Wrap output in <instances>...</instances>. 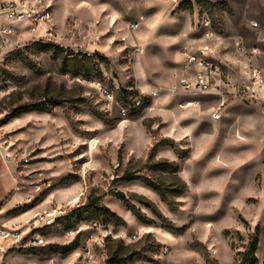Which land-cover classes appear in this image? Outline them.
I'll use <instances>...</instances> for the list:
<instances>
[{"label": "rangeland", "instance_id": "obj_1", "mask_svg": "<svg viewBox=\"0 0 264 264\" xmlns=\"http://www.w3.org/2000/svg\"><path fill=\"white\" fill-rule=\"evenodd\" d=\"M182 1L42 0L64 50L29 36L0 60V142L19 188L32 195L28 207L42 214L23 241L45 240L10 252L48 256L59 246L54 253L79 250L83 264L112 255L132 256L131 264H236L259 224L264 264V114L232 99L215 119L219 98L182 109L172 91L181 48L204 18L228 42L258 48L253 62L264 67V0H191V10ZM86 50L92 56L81 58ZM98 82L117 95L130 86L158 95L123 114L122 100L111 103ZM44 100L45 111L18 112ZM126 172L138 178L120 181ZM149 181L188 190L171 191L170 206ZM103 205L121 219L102 214ZM5 262L13 264L8 255Z\"/></svg>", "mask_w": 264, "mask_h": 264}, {"label": "built area", "instance_id": "obj_2", "mask_svg": "<svg viewBox=\"0 0 264 264\" xmlns=\"http://www.w3.org/2000/svg\"><path fill=\"white\" fill-rule=\"evenodd\" d=\"M52 19V10L42 0H0V60L15 48L14 43L18 44L25 39L24 37L46 38L47 42L59 45ZM139 24V20L129 21L128 28L136 30ZM195 32L200 35L190 37L180 51L183 57V77L172 88L173 92L184 93L178 106L187 109L199 104L198 98L192 95L197 93L219 98L220 104L213 112L215 119L221 117V108L232 99L256 105L264 114V67L253 62V56L258 55L260 50L248 47L240 39H234L232 46L237 58L234 61L226 56L228 47L220 42L223 36L212 28L209 18H204L202 24L194 29ZM99 39L100 36L95 35V42ZM219 44L223 47L218 48ZM134 49L136 54H141L140 46L136 45ZM81 53L92 56L90 50ZM233 64L236 67H233ZM97 87L111 103L118 102L119 98L122 100L120 107L123 114L141 108L145 105L146 98L158 95L156 87L149 92H143L138 86H130L125 89L126 92L119 90L118 95L101 82H98ZM41 217L42 214L36 212L28 223L34 225ZM72 234L73 230L67 231V235ZM26 237H21L19 229L0 226V264H6V257L12 248L25 247L30 243L45 244L44 238L40 235L34 236L25 244L23 240ZM86 258L88 261L93 260L94 255L90 250L87 251Z\"/></svg>", "mask_w": 264, "mask_h": 264}, {"label": "crops", "instance_id": "obj_3", "mask_svg": "<svg viewBox=\"0 0 264 264\" xmlns=\"http://www.w3.org/2000/svg\"><path fill=\"white\" fill-rule=\"evenodd\" d=\"M57 20L53 17V23ZM224 39V40H223ZM220 42L228 47L226 56L232 58L234 61L237 59L234 55L232 42H228L227 37L223 36ZM223 45L219 44L218 48ZM181 60L183 57L180 53ZM236 67L235 64L232 65ZM183 77V70L181 68L180 78ZM178 80V83H179ZM177 83V84H178ZM145 85V84H144ZM143 91V90H142ZM144 92V91H143ZM182 97L184 93H179ZM192 95L200 101L199 104L192 107L193 109H199L202 106V97L208 95H200L192 93ZM211 97V96H209ZM228 103V102H227ZM22 125L16 124V126ZM15 127V126H14ZM7 148L0 142V226L8 229H19L21 230V237H24L30 231V227L27 225L33 215L40 209L37 207H28L32 196L30 193L22 191L19 188L17 178L13 173L12 162L9 158ZM79 250L67 249L65 253L57 252L48 256H38L36 254H24L17 251H12L8 254V257L13 264H83L82 260L78 256ZM80 261V262H79Z\"/></svg>", "mask_w": 264, "mask_h": 264}, {"label": "trees", "instance_id": "obj_4", "mask_svg": "<svg viewBox=\"0 0 264 264\" xmlns=\"http://www.w3.org/2000/svg\"><path fill=\"white\" fill-rule=\"evenodd\" d=\"M196 1L198 4L202 3V2H207V0H196ZM212 5H214V4H212ZM180 7L181 8H188L191 10V9H193V2L191 0H184L180 3ZM42 43L45 45H48L50 47H53L56 50H64V47L56 45L52 42H42ZM69 54L73 55L74 53L69 52ZM78 54H79V52L74 54L72 56V58H74ZM80 55H82V54H80ZM85 56L86 55L84 54V55H82L81 58H83ZM126 91L127 90L122 89V92H126ZM46 101L47 100H44V101H41V102H38L35 104H30L24 108H21L20 110H18V112H24V111H30V110L45 111V108L43 106L45 105L44 103ZM164 144L165 143H163L162 145H164ZM176 171L177 170H174V172H176ZM118 178L120 179V181L130 182V181L137 179L138 176H136L133 173L126 172V173L122 174L121 176H119ZM148 184L160 195L162 201H164L166 204H168L170 206L173 205V203H174V200H172V199L170 200L169 194L171 193V191L175 192L172 197H177V196L183 195L188 190L187 185H184L182 187H177V188H169L166 184L156 182V181H149ZM170 189H174V190H170ZM111 193L116 198H118L122 201H126V195L124 192L115 191V192H111ZM99 210L102 212V214L106 215L107 217L111 218L112 220H120L121 219L116 212L112 211L109 207H107L105 205L101 206L99 208ZM77 223H79V221L73 222L72 226L77 225ZM259 233H260V226L258 224L255 228V232L250 237V240H249V243H248L246 249L244 251L239 252V258H238L236 264H257L259 262V258L257 255V250H258L259 242H260ZM59 248H60L59 246L58 247L55 246L51 250H52V252H56V251H59ZM67 249H69V248H67ZM67 249L65 248V251ZM131 258H132V256L112 255V256L108 257L107 264H131V260H132Z\"/></svg>", "mask_w": 264, "mask_h": 264}, {"label": "bare ground", "instance_id": "obj_5", "mask_svg": "<svg viewBox=\"0 0 264 264\" xmlns=\"http://www.w3.org/2000/svg\"><path fill=\"white\" fill-rule=\"evenodd\" d=\"M52 221H54V219L52 218V219H50L49 221H48V223H51Z\"/></svg>", "mask_w": 264, "mask_h": 264}]
</instances>
